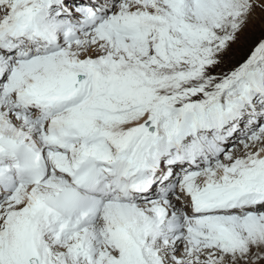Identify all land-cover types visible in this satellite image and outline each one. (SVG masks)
Listing matches in <instances>:
<instances>
[{
  "label": "snow or ice",
  "instance_id": "obj_1",
  "mask_svg": "<svg viewBox=\"0 0 264 264\" xmlns=\"http://www.w3.org/2000/svg\"><path fill=\"white\" fill-rule=\"evenodd\" d=\"M0 264H264V0H0Z\"/></svg>",
  "mask_w": 264,
  "mask_h": 264
}]
</instances>
